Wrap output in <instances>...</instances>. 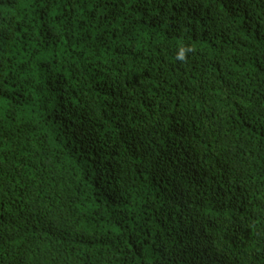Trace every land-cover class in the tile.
I'll use <instances>...</instances> for the list:
<instances>
[{"label": "trees", "instance_id": "16d2710c", "mask_svg": "<svg viewBox=\"0 0 264 264\" xmlns=\"http://www.w3.org/2000/svg\"><path fill=\"white\" fill-rule=\"evenodd\" d=\"M0 264H264V0H0Z\"/></svg>", "mask_w": 264, "mask_h": 264}, {"label": "clouds", "instance_id": "9594fccd", "mask_svg": "<svg viewBox=\"0 0 264 264\" xmlns=\"http://www.w3.org/2000/svg\"><path fill=\"white\" fill-rule=\"evenodd\" d=\"M181 58H183V50L181 51Z\"/></svg>", "mask_w": 264, "mask_h": 264}]
</instances>
